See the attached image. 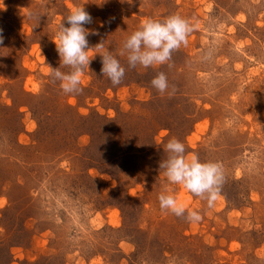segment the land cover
<instances>
[{"label":"rangeland","instance_id":"374dc122","mask_svg":"<svg viewBox=\"0 0 264 264\" xmlns=\"http://www.w3.org/2000/svg\"><path fill=\"white\" fill-rule=\"evenodd\" d=\"M77 6L92 18L89 47H103L65 94L53 40ZM172 14L193 26L187 44L130 68L124 39ZM0 35V264H264V0H0ZM106 50L125 68L116 86L100 71ZM130 128L131 158L107 163ZM170 137L222 164L211 208L159 169ZM165 191L201 220L161 210Z\"/></svg>","mask_w":264,"mask_h":264},{"label":"clouds","instance_id":"9594fccd","mask_svg":"<svg viewBox=\"0 0 264 264\" xmlns=\"http://www.w3.org/2000/svg\"><path fill=\"white\" fill-rule=\"evenodd\" d=\"M90 14L83 6L70 10L61 22L53 40L62 66L69 71L63 72L59 68L50 73L54 81H59V87L65 94L81 91L82 73L88 68L92 58L90 49L103 47L98 43L89 47L87 36L89 30L85 25L91 23ZM65 22L67 26H65ZM193 31L190 22L179 14H172L161 19L145 18L138 28L128 35L122 45L120 55H127V64L130 68L140 65L143 68L166 64L171 60L172 53L187 44V37ZM3 37L0 35V43ZM101 56L103 76L107 77L113 86L119 85L125 74V68L120 61L104 51ZM153 88L164 93L169 85L164 72L157 74L150 81ZM166 158L159 162V169L164 170V176L171 184L182 185L193 195L205 200L211 208L217 199L220 186L223 182V167L218 161H201L193 154L186 155L185 144L175 137H170L164 145ZM161 210L170 211L177 217H185L189 222L201 220L198 211L188 210L177 198L167 191L161 192L158 197Z\"/></svg>","mask_w":264,"mask_h":264},{"label":"trees","instance_id":"16d2710c","mask_svg":"<svg viewBox=\"0 0 264 264\" xmlns=\"http://www.w3.org/2000/svg\"><path fill=\"white\" fill-rule=\"evenodd\" d=\"M160 99V98H159ZM159 99H154V101H151V104H150V106H149V110H150V108H152L153 107V105H154V103H156V101H158ZM154 102V103H153ZM147 112V111H146ZM155 112H159V113H163V110L161 111L160 109L158 110V111H155ZM159 113L158 114H156V115H153L152 114V112H148L147 114H146V119L149 117V119H151V122H152V120H154V122H155V119H157V120H159ZM160 120H161V118H160ZM133 120H128V124L131 126V122H132ZM163 121V120H162ZM157 122H159V121H157ZM132 124H133V122H132ZM161 124V123H160ZM165 125V123H163L162 124V126H164ZM161 126V125H160ZM166 126V125H165ZM137 129H135V128H130L128 131H129V133H126V135L124 136V135H118V134H116L117 135V137L118 136H120L121 138H122V140L118 137V139H117V137H116V142H119V144H117V151H115V153H113V154H110L109 152H107V154H108V157H106V162L107 163H112L113 161H115V160H119V158H128V159H130L131 157H130V152H132V148H134V146L136 147V145H133V137H135V135L137 134V132H135ZM118 131V130H117ZM92 134V133H91ZM125 134V133H124ZM124 146L125 147H127V148H129V153H128V151H126L125 149H124ZM157 150L158 149V147L156 146V144H153L151 147H149V148H147V150H146V152L148 153V152H151L152 150ZM143 150H145V149H143ZM109 154H110V156H109ZM120 189H122V185L120 184L119 186H118V188L116 187V189H115V192L116 193H119L120 192ZM112 196L115 198L116 197V195H114V193L112 194ZM117 198V197H116ZM129 200H131V199H129ZM138 200H135V202H137ZM109 204H113V205H116V206H118L120 209H121V211H122V213L126 216V217H128L130 220H132V222L134 223L135 221V211H133V213L131 212V211H127V209H125V207L123 206V205H121V203H119V202H116V201H112V200H110L109 201ZM135 230H137V232L139 233V231H138V229H134V231ZM132 231V230H131ZM141 231V230H140ZM142 234H144V233H142ZM138 236H140V234L138 235ZM137 241H138V239H136Z\"/></svg>","mask_w":264,"mask_h":264}]
</instances>
